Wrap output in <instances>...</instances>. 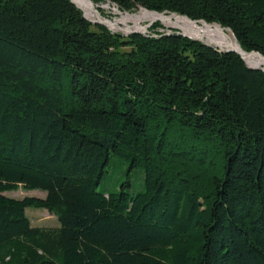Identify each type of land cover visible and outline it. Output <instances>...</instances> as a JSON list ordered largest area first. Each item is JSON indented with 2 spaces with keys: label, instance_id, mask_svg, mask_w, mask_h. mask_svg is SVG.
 Here are the masks:
<instances>
[{
  "label": "trees",
  "instance_id": "obj_1",
  "mask_svg": "<svg viewBox=\"0 0 264 264\" xmlns=\"http://www.w3.org/2000/svg\"><path fill=\"white\" fill-rule=\"evenodd\" d=\"M109 1L264 55V0ZM219 50L112 33L71 0H0V264H264V72ZM113 157L143 190L99 189ZM21 189L46 197L5 195Z\"/></svg>",
  "mask_w": 264,
  "mask_h": 264
},
{
  "label": "rangeland",
  "instance_id": "obj_2",
  "mask_svg": "<svg viewBox=\"0 0 264 264\" xmlns=\"http://www.w3.org/2000/svg\"><path fill=\"white\" fill-rule=\"evenodd\" d=\"M92 3H94L96 9L101 13V15L111 21L115 22L117 19L122 17H127L129 15L138 14L141 12H144L145 9L140 8L137 11L134 12H123L121 11L116 5H113L109 0H97L99 2H96L94 0H90ZM83 12V11H82ZM84 13V12H83ZM86 15V14H85ZM169 17H172L170 14H167ZM95 18V17H94ZM88 19V18H87ZM174 22H176V19H173ZM89 22H91L94 25L98 21L96 18L94 21H91L88 19ZM205 21V20H204ZM208 23V22H207ZM197 24V23H195ZM211 25H214L215 23H209ZM199 27H203L206 25L197 24ZM102 26V25H100ZM135 24L134 23H128L126 25H120L118 28H122L125 31L120 30H110L112 33L115 34H121L123 36H130L132 34H138L139 32H142L144 34L141 35H147L149 32H151L153 29H155L158 26L159 32H167L170 33L171 31H177L183 33L182 30L179 28L166 26L162 23V21H145L141 26L137 29H134ZM105 27V26H103ZM107 28V27H106ZM142 28H146L143 30ZM211 29H217L214 26L210 27ZM226 31V34L232 38V40L237 43L235 40V36L230 32ZM138 32V33H137ZM192 38V37H191ZM238 44V43H237ZM214 47H217L213 45ZM264 68V67H263ZM108 173L103 179L99 189L100 190H106L109 192H115L120 191L121 186L124 182L128 180V175H131V188L127 189L131 194H136L143 190L144 188V180H145V174L144 171L141 168H135L131 169L129 168V164L125 163L121 159L117 157H113L110 163V167L108 169ZM9 198H14L17 200H22L25 197H37V198H45L46 194L40 191H24L19 190L18 192H7L5 194ZM27 215L31 219L33 226L35 227H59V221L58 219L51 215L47 210L44 209H35V208H29L27 209Z\"/></svg>",
  "mask_w": 264,
  "mask_h": 264
},
{
  "label": "bare ground",
  "instance_id": "obj_3",
  "mask_svg": "<svg viewBox=\"0 0 264 264\" xmlns=\"http://www.w3.org/2000/svg\"><path fill=\"white\" fill-rule=\"evenodd\" d=\"M78 6L83 8L86 18L91 21H94V10H97L94 3H91L87 0H75ZM173 19H176L174 22ZM145 21H162L166 26H171L179 28L183 33L189 37H192L197 40L204 41L210 45H215L219 48H226L229 45L239 49V45L235 43L232 38H230L226 31H223L220 26L215 25L217 29H211V25H206L199 27L194 22L187 21L184 18L172 16L169 17L167 14H155L149 13L144 10V12L129 15L127 17H122L117 19L115 22L111 23V28L115 31L119 30L118 26L126 25L128 23H134V29H137ZM202 25V24H201ZM246 63L249 67H264V58H260L256 55L246 56Z\"/></svg>",
  "mask_w": 264,
  "mask_h": 264
},
{
  "label": "water",
  "instance_id": "obj_4",
  "mask_svg": "<svg viewBox=\"0 0 264 264\" xmlns=\"http://www.w3.org/2000/svg\"><path fill=\"white\" fill-rule=\"evenodd\" d=\"M72 1V3L74 4V5H76L79 9H81V11H83L84 12V10H83V8H81L80 6H78V4L76 3V1L75 0H71ZM87 1H89V2H91L90 0H87ZM92 3V2H91ZM145 11L146 12H149V13H155V14H168L167 12H165V13H157V12H151V11H148L147 9H145ZM171 16H176V17H180V18H184V19H186L187 21H190V22H194V23H198V24H202V25H211V24H209V23H207L206 21H204V20H199V21H193V20H191V19H189L188 17H186V16H181V15H178V14H175V13H173V14H170ZM84 17L86 18V16H85V12H84ZM94 17L98 20L97 22H96V24H98V25H102V26H105V27H107L108 29H110V30H112L111 29V21H109V20H107V19H105L102 15H101V13L98 11V10H94ZM87 19V18H86ZM88 20V19H87ZM214 25H218V26H220L221 27V25H219V24H214ZM143 30H145L146 28H142ZM221 29L223 30V31H225V30H227V31H230L233 35H234V33H233V31L232 30H230V29H225V28H222L221 27ZM120 31H125V30H123L122 28H120L119 29ZM138 33V32H137ZM180 35H182V36H186V37H188V38H191V37H189V36H187V35H185L184 33H181V32H178ZM138 34H144V33H142V32H139ZM191 39H193V40H196V41H200V42H202L204 45H206V46H209V47H214L213 45H210V44H208V43H205L204 41H201V40H197V39H194V38H191ZM235 40H236V38H235ZM237 41V40H236ZM238 43V42H237ZM239 45V44H238ZM217 48H219V47H217ZM220 50V52H233V53H236V54H238L240 57H241V59L246 63V60H245V58H246V56H252V55H256V56H258V57H260V58H264V55H262V54H260V53H257V52H251V53H248V52H246V51H244L242 48H241V46L239 45V49H237V48H235V47H233V46H231V45H229V47H226V48H219ZM246 65H247V63H246ZM247 67L249 68V69H252V70H262L263 72H264V68L263 67H249L248 65H247Z\"/></svg>",
  "mask_w": 264,
  "mask_h": 264
}]
</instances>
